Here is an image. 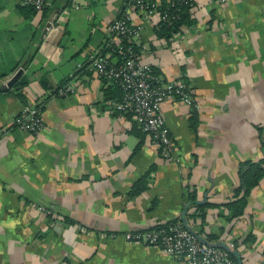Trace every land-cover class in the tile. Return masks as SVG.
<instances>
[{"label": "crops", "instance_id": "obj_1", "mask_svg": "<svg viewBox=\"0 0 264 264\" xmlns=\"http://www.w3.org/2000/svg\"><path fill=\"white\" fill-rule=\"evenodd\" d=\"M18 3L0 0V264H182L122 234L179 220L190 201L202 203L184 217L194 236L234 253L236 264H263L264 179L239 217L230 220L226 204L239 164L264 160V0H192L193 25L168 39L155 36L156 11L145 16L126 0H46L28 16ZM57 10L58 30L45 31ZM122 14L140 27L141 61L192 90L193 108L174 98L160 106L176 161L161 159L130 116L109 112L112 83L89 67L96 56L118 61L106 49ZM61 85L70 92L54 96ZM37 104L39 134L10 127Z\"/></svg>", "mask_w": 264, "mask_h": 264}, {"label": "built area", "instance_id": "obj_2", "mask_svg": "<svg viewBox=\"0 0 264 264\" xmlns=\"http://www.w3.org/2000/svg\"><path fill=\"white\" fill-rule=\"evenodd\" d=\"M185 1L189 2L190 10L192 0ZM212 1L219 6L226 3V0ZM18 4L20 7L31 9L33 13L41 14L46 7V0H19ZM126 5L143 12L145 16H150L158 7L151 0H126ZM58 15L57 10L47 17L45 31L58 30ZM159 19L167 21L169 18L162 15ZM109 30L116 39L114 45L119 51L118 62L109 63L105 56H96L89 64L94 76L102 82L113 83L121 92L120 98L106 102V107L110 113L129 114L135 127L150 139L159 157L164 161H176L160 106L166 98H174L193 108L192 90L183 80L163 82L141 61L138 53L134 51L136 48L133 42L138 39L140 27L131 26L124 14L111 22ZM109 44L107 43V46ZM68 92L70 87L61 85L54 90L53 95L61 97ZM10 127L32 135L39 134L43 129L41 105L37 104L21 111L13 117ZM122 238L126 242L155 247L182 264H236L230 259L227 251L199 242L182 227L179 220L170 224L155 225L140 232H125Z\"/></svg>", "mask_w": 264, "mask_h": 264}, {"label": "trees", "instance_id": "obj_3", "mask_svg": "<svg viewBox=\"0 0 264 264\" xmlns=\"http://www.w3.org/2000/svg\"><path fill=\"white\" fill-rule=\"evenodd\" d=\"M20 10L23 12L25 16L28 14H33L32 10L26 7H20ZM156 12L158 16L164 15L166 18H169L167 21H160L157 23L155 27V36L157 38L168 39L171 35L178 32L182 27H188L193 25V20L190 17L189 13V2L185 0H161L160 5L157 7ZM174 18H172V17ZM171 17V18H170ZM106 51L114 52L117 57H119V51L117 50L115 45H112L110 48L108 47ZM135 53L137 54V50L134 49ZM118 62V61H117ZM116 62V63H117ZM25 84L24 80H18L13 84L14 91H18L20 88L23 87ZM112 88V92L114 93L112 100H118L121 96V92L119 88L114 85L113 83L109 86ZM107 87L103 90L104 92V100H109L111 97H107L106 93ZM54 92V91H53ZM19 94V93H17ZM20 95V94H19ZM112 115L118 116H130L129 114H117L112 113ZM190 120V127L194 128V115L191 116ZM136 131L140 132L139 129ZM141 133V132H140ZM140 142H137L134 149L133 154L138 150L140 147ZM262 145H264V141L262 140ZM152 171V168H149L148 172L143 174L140 179L137 180L133 184L132 189L130 190V195H136L140 191L145 188V185L149 179V173ZM264 179V160H257V161H246L239 164L238 171H237V187L233 190V199L229 203L226 204L227 209L230 212L229 219L232 220L234 218L239 217L244 210L245 207V198L248 192L258 183L259 180ZM192 199V197H190ZM193 203V201H190ZM176 220L166 223L170 224L175 222ZM165 225V224H159ZM251 241V240H250ZM229 257L232 261L235 262V258L229 254Z\"/></svg>", "mask_w": 264, "mask_h": 264}, {"label": "water", "instance_id": "obj_4", "mask_svg": "<svg viewBox=\"0 0 264 264\" xmlns=\"http://www.w3.org/2000/svg\"><path fill=\"white\" fill-rule=\"evenodd\" d=\"M191 204V202H187L184 206H183V209H182V211H181V215H180V218H179V222L181 223V225H182V227L186 230V231H188L189 233H191V231H190V228L188 227V225H187V223H186V221H185V219H184V217H185V214H186V210H187V207L189 206ZM193 205H201L202 203L201 202H193L192 203ZM192 234V233H191ZM193 235V234H192ZM194 236V235H193ZM199 242H202V241H200L196 236H194ZM203 243H206V242H203ZM214 246V245H213ZM219 248H221V249H223V250H225V251H227L223 246H219ZM228 252V251H227ZM229 253V252H228ZM229 254H231V255H235L234 253H229ZM237 264H240V261L239 260H237ZM264 264V263H263Z\"/></svg>", "mask_w": 264, "mask_h": 264}]
</instances>
